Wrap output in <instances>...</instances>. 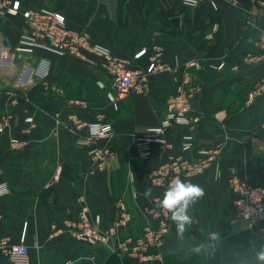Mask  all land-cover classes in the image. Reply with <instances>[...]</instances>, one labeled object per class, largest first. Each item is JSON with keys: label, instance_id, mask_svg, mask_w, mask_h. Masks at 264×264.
<instances>
[{"label": "crops", "instance_id": "0c3cea01", "mask_svg": "<svg viewBox=\"0 0 264 264\" xmlns=\"http://www.w3.org/2000/svg\"><path fill=\"white\" fill-rule=\"evenodd\" d=\"M18 1L22 8L61 12L69 28L85 30L91 43L104 45L131 67L144 69L153 45H160L166 68L151 75L148 94L131 91L113 102L108 98L114 93L112 80L99 55L90 53V62H85L41 48L18 51L20 35L28 31L26 20L21 15L0 17V120L12 115L0 132V182L9 190L0 196V239L8 237L15 244L24 233L32 264H264L258 258L264 252V231L249 225L232 232L239 218L229 190L233 175L264 185V93L251 104L246 101L247 92L264 80V61L243 60L264 52L254 44L264 34V0H216V9L207 1L190 5L183 0ZM215 22L219 30L207 39ZM141 49L145 54L134 58ZM219 56L226 58V66L210 67ZM37 57L49 60V72L27 83V77L19 75L35 66ZM195 59L200 67L191 70L196 89L191 119L167 129L169 149L153 141L150 153L139 157L136 141L156 136L150 129L164 118L169 97L189 69L186 64ZM219 111L225 114L221 121L214 116ZM99 119L112 124L110 135L99 144L115 152L102 168L81 143L89 124ZM11 137L24 143L12 148ZM186 138L195 147L219 145L215 166L182 179L205 192L188 208L192 223L181 235L171 221L167 233L196 239L197 245L139 261L117 248L79 242L69 234L50 237L53 222L76 218L84 206L90 217H100L99 228L106 230L120 213L118 202L131 218L116 228L113 246L139 237L146 226L157 227L145 208L153 198L161 199L167 186L151 184L149 172L169 155L185 152L181 145ZM195 147L185 152L187 158H199ZM148 189L151 194L145 195ZM0 264L12 262L0 252Z\"/></svg>", "mask_w": 264, "mask_h": 264}, {"label": "built area", "instance_id": "2783aa9c", "mask_svg": "<svg viewBox=\"0 0 264 264\" xmlns=\"http://www.w3.org/2000/svg\"><path fill=\"white\" fill-rule=\"evenodd\" d=\"M203 1L209 2L213 9L217 8L216 0H183L184 3L197 5ZM236 4V0H228ZM21 15L28 24V31L21 33L17 43L18 51L30 52L34 48H41L58 55H69L81 61L90 62L88 55H99L103 59V65L112 80L114 93H108V98L116 102L123 98L127 93L133 91L138 94H148L151 91L149 79L152 74L166 68L161 61L163 49L160 45H153L149 62L144 69L131 67L129 61L118 57L101 44L91 43L89 35L85 30L71 29L66 24L65 16L54 9L47 8H22L18 0H0V17H14ZM219 30V24L215 22L211 31L206 35L207 39H212ZM257 47L264 50V34L254 43ZM145 49L138 51L134 58L145 54ZM225 57L219 56L213 59L210 67L223 69ZM244 61H252L260 64L264 61V52L256 57L250 54L243 58ZM186 70L180 78L175 92L169 97L166 105V114L157 127L150 130L156 136L140 137L135 148L139 157H146L150 153V145L153 141L159 142L163 149H169L172 143L168 140L165 133L174 123L186 122L191 118L189 112L191 103L195 96L196 89L191 83L192 69L200 67L199 60H192L186 64ZM50 69V62L45 57H37L35 66H29L19 77H27V83L44 79ZM264 93V80L257 81L247 92L246 101L251 104L256 98ZM215 118L219 121L225 118L222 111L215 113ZM12 115L8 114L0 120V132L10 125ZM27 121L31 118L27 117ZM199 118L194 117L192 121L198 122ZM90 132L85 136L81 143L89 147L88 153L98 167L106 166L115 158V152L99 144L112 131V124L108 121L99 119L90 123ZM12 148L20 147L24 142L18 137L9 138ZM195 147L194 143L186 138L181 145L182 151H188ZM199 158L191 160L186 157L185 152L169 155L163 162L154 167L149 172L150 183L155 186H168L170 180L179 176L181 179L194 177L203 174L216 163L219 152V145L211 147H195ZM216 175L219 167L216 166ZM229 190L233 196V205L239 219H247L250 226L264 231V185L251 182L245 178L233 175L229 179ZM8 185L0 182V196L8 193ZM160 198L152 199L151 205L145 208L148 216L156 219L157 227L146 226L142 234L135 238H125L114 245L122 253L131 256L139 261H151L159 259L161 252L159 247L164 241V237L169 231L171 224L170 213L164 211L159 206ZM120 213L112 224L106 229L99 228L100 217L95 215L90 217L86 206L82 207L78 216L74 219H63L53 222L50 225V237L69 234L79 242L91 245H108V240L116 233V228L125 225L131 218L130 212L123 202H118ZM112 241V240H111ZM113 244V243H112ZM0 252L4 253L12 264H32L29 260L28 248L24 241V233L20 236L18 243L12 244L8 237L0 239ZM63 264H72L65 261Z\"/></svg>", "mask_w": 264, "mask_h": 264}, {"label": "clouds", "instance_id": "9594fccd", "mask_svg": "<svg viewBox=\"0 0 264 264\" xmlns=\"http://www.w3.org/2000/svg\"><path fill=\"white\" fill-rule=\"evenodd\" d=\"M129 179L135 181V174L131 171L129 172ZM150 194L151 190H146L145 195ZM204 195V189L199 184L185 182L179 176H175L163 192L159 206L171 214V221L175 223L177 232L182 235L186 230V225L192 223V218L188 214L189 206ZM258 258L264 261V252H261Z\"/></svg>", "mask_w": 264, "mask_h": 264}, {"label": "water", "instance_id": "95a60500", "mask_svg": "<svg viewBox=\"0 0 264 264\" xmlns=\"http://www.w3.org/2000/svg\"><path fill=\"white\" fill-rule=\"evenodd\" d=\"M173 22H177L178 19L175 17L172 19ZM6 45H9V42L5 41ZM249 227V221L247 219H239L232 228V232H237L241 229H246ZM199 243L198 240L193 238H178L175 235H166L164 237V241L159 247L160 252H168L172 250L182 249L186 247H191L197 245ZM108 245L113 247L112 241L108 240Z\"/></svg>", "mask_w": 264, "mask_h": 264}]
</instances>
